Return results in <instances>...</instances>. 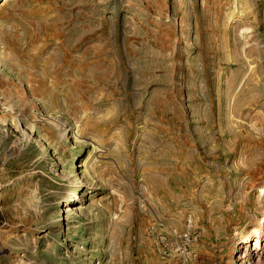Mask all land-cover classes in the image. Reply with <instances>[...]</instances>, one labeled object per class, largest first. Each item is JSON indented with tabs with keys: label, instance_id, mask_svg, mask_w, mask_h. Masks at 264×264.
<instances>
[{
	"label": "rangeland",
	"instance_id": "374dc122",
	"mask_svg": "<svg viewBox=\"0 0 264 264\" xmlns=\"http://www.w3.org/2000/svg\"><path fill=\"white\" fill-rule=\"evenodd\" d=\"M259 263L264 0H0V264Z\"/></svg>",
	"mask_w": 264,
	"mask_h": 264
},
{
	"label": "bare ground",
	"instance_id": "6f19581e",
	"mask_svg": "<svg viewBox=\"0 0 264 264\" xmlns=\"http://www.w3.org/2000/svg\"><path fill=\"white\" fill-rule=\"evenodd\" d=\"M63 220L66 218V215L63 213ZM60 221V220H59ZM247 233V232H246ZM261 233H262V228L260 227H254L253 229H251V231L249 233H247L246 235H244L243 237V241L246 242L247 244L248 243H251L252 239H253V236H256L257 238V242L256 244H259L260 243V236H261ZM255 238V239H256ZM256 241V240H255ZM255 244V246H256ZM262 244V243H261ZM260 264V263H259Z\"/></svg>",
	"mask_w": 264,
	"mask_h": 264
}]
</instances>
